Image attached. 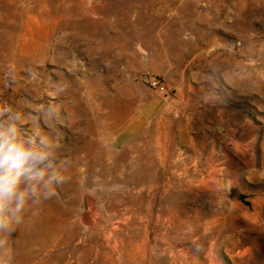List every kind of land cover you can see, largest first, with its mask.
I'll list each match as a JSON object with an SVG mask.
<instances>
[{
  "label": "rangeland",
  "instance_id": "1",
  "mask_svg": "<svg viewBox=\"0 0 264 264\" xmlns=\"http://www.w3.org/2000/svg\"><path fill=\"white\" fill-rule=\"evenodd\" d=\"M0 106L69 161L0 264H264V0H0Z\"/></svg>",
  "mask_w": 264,
  "mask_h": 264
},
{
  "label": "clouds",
  "instance_id": "2",
  "mask_svg": "<svg viewBox=\"0 0 264 264\" xmlns=\"http://www.w3.org/2000/svg\"><path fill=\"white\" fill-rule=\"evenodd\" d=\"M58 108L50 107L49 114ZM21 120L19 113L0 106V249L33 208L57 197L68 181L69 161L58 155L59 145L43 135L23 134L17 126Z\"/></svg>",
  "mask_w": 264,
  "mask_h": 264
},
{
  "label": "crops",
  "instance_id": "3",
  "mask_svg": "<svg viewBox=\"0 0 264 264\" xmlns=\"http://www.w3.org/2000/svg\"><path fill=\"white\" fill-rule=\"evenodd\" d=\"M149 73H156L153 68ZM177 111V102L173 99L153 96L143 101L137 112L128 120L126 125L113 139V146L120 149L138 136L151 123L168 119Z\"/></svg>",
  "mask_w": 264,
  "mask_h": 264
},
{
  "label": "built area",
  "instance_id": "4",
  "mask_svg": "<svg viewBox=\"0 0 264 264\" xmlns=\"http://www.w3.org/2000/svg\"><path fill=\"white\" fill-rule=\"evenodd\" d=\"M149 88L155 92L157 95L166 96L168 95L167 88L162 80L159 78L153 77L148 81Z\"/></svg>",
  "mask_w": 264,
  "mask_h": 264
}]
</instances>
